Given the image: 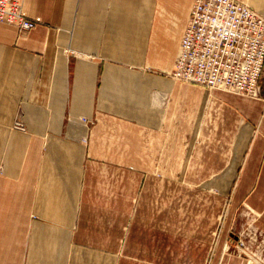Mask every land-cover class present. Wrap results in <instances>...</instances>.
I'll return each instance as SVG.
<instances>
[{
  "label": "crops",
  "instance_id": "0c3cea01",
  "mask_svg": "<svg viewBox=\"0 0 264 264\" xmlns=\"http://www.w3.org/2000/svg\"><path fill=\"white\" fill-rule=\"evenodd\" d=\"M193 1L22 0L35 28L0 23V264H205L227 197L211 264H245L229 242L264 264V94L167 74Z\"/></svg>",
  "mask_w": 264,
  "mask_h": 264
},
{
  "label": "built area",
  "instance_id": "2783aa9c",
  "mask_svg": "<svg viewBox=\"0 0 264 264\" xmlns=\"http://www.w3.org/2000/svg\"><path fill=\"white\" fill-rule=\"evenodd\" d=\"M0 23L19 32L37 25L24 15L22 0H0ZM263 70L264 17L239 0H194L171 78L259 98ZM81 141L86 143V136Z\"/></svg>",
  "mask_w": 264,
  "mask_h": 264
},
{
  "label": "rangeland",
  "instance_id": "374dc122",
  "mask_svg": "<svg viewBox=\"0 0 264 264\" xmlns=\"http://www.w3.org/2000/svg\"><path fill=\"white\" fill-rule=\"evenodd\" d=\"M169 73L170 72H167V74H169ZM259 87H260V89H259L260 90L259 98H260L264 94V70L262 72V75H261V78L259 81ZM13 127L17 130H20V131L25 130L24 124L20 118L16 119ZM193 189L195 190L196 188L194 187ZM208 190L211 194H218L219 193L218 190L214 187H210ZM224 203H225L224 207H223L224 209H223V212H222L221 217H220L219 225H218L217 230H216V235L214 236V240L212 242V245H211V248L209 251L208 260L205 264H211V259L214 255V252H215L216 241L218 240L220 233H221L222 224H223L222 222L227 216L228 207L230 205V198H228V197L225 198ZM192 206L197 210V212L200 211V206H199L198 200H196V202L194 204H192ZM197 218H198V215H197ZM232 246L233 245L231 244V242H229L228 246H226V248H225V251L229 252L230 254H234L236 256L243 258V261L245 264H254V259H255L254 256H251L250 254H247V253L239 250V248L236 247L237 245H234L233 247Z\"/></svg>",
  "mask_w": 264,
  "mask_h": 264
},
{
  "label": "bare ground",
  "instance_id": "6f19581e",
  "mask_svg": "<svg viewBox=\"0 0 264 264\" xmlns=\"http://www.w3.org/2000/svg\"><path fill=\"white\" fill-rule=\"evenodd\" d=\"M224 91V90H223ZM228 92V91H227ZM75 122V121H74ZM85 130V129H84ZM82 131V130H81ZM82 134V133H81ZM89 135V134H88ZM71 138V137H70ZM81 139V138H80Z\"/></svg>",
  "mask_w": 264,
  "mask_h": 264
},
{
  "label": "water",
  "instance_id": "95a60500",
  "mask_svg": "<svg viewBox=\"0 0 264 264\" xmlns=\"http://www.w3.org/2000/svg\"><path fill=\"white\" fill-rule=\"evenodd\" d=\"M232 237H233V235H231ZM234 238H236L235 236H234Z\"/></svg>",
  "mask_w": 264,
  "mask_h": 264
}]
</instances>
